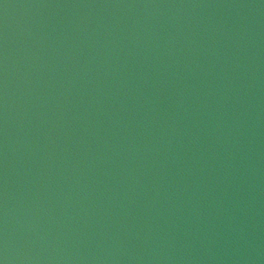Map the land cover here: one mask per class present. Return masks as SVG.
<instances>
[{"label": "water", "instance_id": "1", "mask_svg": "<svg viewBox=\"0 0 264 264\" xmlns=\"http://www.w3.org/2000/svg\"><path fill=\"white\" fill-rule=\"evenodd\" d=\"M100 0H0V264H28L45 178Z\"/></svg>", "mask_w": 264, "mask_h": 264}]
</instances>
